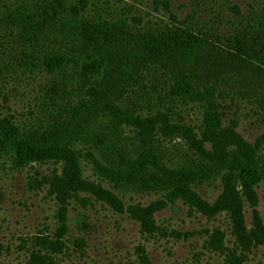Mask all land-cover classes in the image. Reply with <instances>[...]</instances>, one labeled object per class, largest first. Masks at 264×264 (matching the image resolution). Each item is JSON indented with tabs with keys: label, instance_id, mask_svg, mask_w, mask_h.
Masks as SVG:
<instances>
[{
	"label": "rangeland",
	"instance_id": "374dc122",
	"mask_svg": "<svg viewBox=\"0 0 264 264\" xmlns=\"http://www.w3.org/2000/svg\"><path fill=\"white\" fill-rule=\"evenodd\" d=\"M28 1L0 0V15ZM69 1L110 28L190 27L202 38L197 48H233L238 71L241 42L264 36V0ZM51 49L21 37L15 23L1 24L0 138L43 127L60 105L96 104L92 86L101 62ZM184 58L148 68L133 87L127 129L142 131L154 147L142 165L208 167L214 137L208 128H225L218 131L222 140L260 143L263 153L262 100L234 90L231 64L202 73ZM259 60L264 63L263 53ZM92 119L97 126L107 121L99 111ZM63 154H0V264H30L31 252L40 249L35 237L46 236L64 243L48 249L49 264H264V163L242 178L225 172L178 195L114 188L111 179L128 172L102 167L90 144Z\"/></svg>",
	"mask_w": 264,
	"mask_h": 264
},
{
	"label": "trees",
	"instance_id": "16d2710c",
	"mask_svg": "<svg viewBox=\"0 0 264 264\" xmlns=\"http://www.w3.org/2000/svg\"><path fill=\"white\" fill-rule=\"evenodd\" d=\"M28 2V5L11 8L0 15V26L3 22H13L26 40L48 45L56 53L71 52L82 59L100 61V73L92 86L96 104L69 109L60 105L43 127L15 130L1 137L0 154L26 149L59 158L65 156L63 153L67 148L90 144L102 167L117 173L128 172L111 179L114 188L138 193L168 190L178 195L189 192L191 184L225 172L236 171L242 178L245 171H255L264 163V152L259 153L260 143L254 147L246 141L222 140L218 131L225 128H208L207 132L214 135L209 139L213 152H208L212 159L208 167H182L172 171L160 160L142 165L145 151L154 147L146 143L142 131L130 133L127 129L133 116L130 102L133 87L140 74L170 60L176 63L178 58L185 57L186 64L200 66L202 73L216 72L231 64L234 90L256 96L264 104V63L259 60V54H264V36L239 43L244 51L238 71L233 62L238 55L233 48L213 45L197 48L202 38L187 26H176L159 33L116 24L110 28L105 26L101 16L84 14L79 11L81 7L69 0ZM234 39L240 41L238 36ZM189 50L192 53L184 55ZM97 111L107 117L102 126H97L92 119ZM140 164L142 166L137 167ZM35 241L40 244V249L31 252L30 264H49L48 249L60 250L64 244L61 238L48 236L35 237Z\"/></svg>",
	"mask_w": 264,
	"mask_h": 264
}]
</instances>
